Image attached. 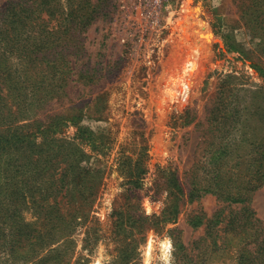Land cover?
<instances>
[{
  "label": "rangeland",
  "instance_id": "rangeland-1",
  "mask_svg": "<svg viewBox=\"0 0 264 264\" xmlns=\"http://www.w3.org/2000/svg\"><path fill=\"white\" fill-rule=\"evenodd\" d=\"M12 1L19 0H0V8ZM47 1L63 10L79 2ZM258 1L262 7L264 0H103L102 13L84 35L85 48L94 54L105 35L107 59L114 61L126 54L118 75L103 88L107 121L87 122L95 131L106 129L112 146L105 157L86 150L92 156L89 164L104 171L94 204L95 218L88 228L75 225L65 240L38 255L35 263L43 259L42 264H95L97 260L100 264L125 260L143 264L151 238L155 241L151 244L152 264H161L157 244L166 236L174 243V264L191 256L198 264L238 262L235 248L220 251L214 238L218 234L217 242L223 241L226 247L228 239L237 241L231 236L230 222L240 217L243 207L264 226V184L244 204H228L202 192H194L190 198L189 189L197 174L205 182L211 178L204 172L216 160L210 147L214 128L206 118H210L221 79L230 81L235 89H246L218 97L252 104L250 113L242 114L243 120L256 129V136L264 134V82L249 62L230 49L241 45L249 56L261 52L256 48L259 37L246 25L256 19L251 8ZM191 63H195L193 68ZM183 74L190 75L194 84L186 102L173 99L170 91ZM78 91L76 88L74 93ZM45 116L46 112L39 118ZM73 133L68 127L63 135ZM240 133L235 130L228 142L224 140L230 149L242 146ZM143 148L146 172L138 183L128 182L129 175L118 159L130 158L134 163ZM8 155L13 153H0L1 197L5 196L2 162L10 159ZM175 184L182 190L173 188ZM8 206L0 202V208ZM164 211L171 219L153 226V216L162 218ZM128 213L143 214L148 220L132 224ZM23 217L27 223L35 219L30 211ZM62 243L65 246L57 250ZM0 264L32 263H21L0 252Z\"/></svg>",
  "mask_w": 264,
  "mask_h": 264
},
{
  "label": "trees",
  "instance_id": "trees-1",
  "mask_svg": "<svg viewBox=\"0 0 264 264\" xmlns=\"http://www.w3.org/2000/svg\"><path fill=\"white\" fill-rule=\"evenodd\" d=\"M78 1L66 10L47 0L12 1L0 8V153H13L2 162L5 196H0V202L9 206L0 208V252L21 263L42 264L43 259L34 262L38 255L65 240L71 228L77 224L88 228L93 223L104 171L89 164L92 156L86 150L105 157L112 149L106 129L95 131L87 122L107 121L103 88L120 72L126 52L117 60L107 59L105 35L97 52H87L84 35L102 13L103 0L95 4ZM261 4L258 1L251 8L256 19L246 23L259 37L256 48L261 52L249 56L241 45L230 49L249 62L264 82ZM219 53L221 56L222 51ZM11 59L15 64L10 63ZM244 90L220 80L215 105L210 118H206L214 128L210 147L216 160L204 172L211 177L207 182L198 174L191 180L190 198L194 192H202L228 204H244L264 184V134L256 136V129L242 116L250 113L252 104L218 97ZM45 112L46 116L39 118ZM68 127L74 129L71 137L63 135ZM235 130L241 132L243 144L230 149L227 140ZM144 151L134 163L130 158L118 159L129 175L128 182L138 183L145 174ZM173 188L182 190L178 184ZM26 211L35 218L29 223L23 217ZM239 212L240 217L230 222L231 236L237 241L228 239L226 247L223 241L217 242V234L214 245L220 251L234 247L238 253L236 264H264V226L247 207ZM162 215L153 216V226L171 219L166 218L165 211ZM128 216L132 224L148 220L143 214ZM63 246L65 243L57 250ZM194 259L187 257L176 264H198ZM114 264L135 263L125 260Z\"/></svg>",
  "mask_w": 264,
  "mask_h": 264
},
{
  "label": "bare ground",
  "instance_id": "bare-ground-1",
  "mask_svg": "<svg viewBox=\"0 0 264 264\" xmlns=\"http://www.w3.org/2000/svg\"><path fill=\"white\" fill-rule=\"evenodd\" d=\"M188 2H189V0H188ZM184 3V2H183ZM185 4H186V2H185ZM187 6V5H186ZM185 7V6H184ZM187 8V7H186ZM184 9V8H183ZM188 9V8H187ZM194 10V9H193ZM195 11V10H194ZM189 12V11H188ZM182 13V12H181ZM189 14V13H188ZM188 16V15H187ZM192 18H194V17H192ZM191 22H192V24L194 25V23H196L195 21L193 22L192 20H191ZM205 25H207V24H205ZM177 26V25H176ZM200 27H202V26H200ZM207 27V26H206ZM201 29V28H200ZM205 31H207V30H205ZM194 32V31H193ZM192 32V33H193ZM199 32V31H198ZM195 33H196V31H195ZM197 34V33H196ZM195 34V35H196ZM203 34H205V33H203ZM207 34H208V32H207ZM198 35V34H197ZM206 36V35H205ZM201 37V36H200ZM207 37V36H206ZM203 38V37H202ZM183 43V42H182ZM196 43V42H195ZM183 45V44H182ZM194 45V44H193ZM198 45V44H197ZM201 45V44H200ZM206 45V44H205ZM207 50H208V47H207ZM195 66V63H191V65H190V67H194ZM179 77V76H178ZM170 79V78H169ZM193 80V79H192ZM196 80V79H195ZM167 85H169V84H166V86ZM192 85H194V84H192V81H191V77H190V75H185V74H183L179 79H178V81H176V83H174V87H173V89H171L170 91H172V96H173V99L175 98L177 101H183V102H186V100L188 99V97L190 96V94H191V91H192ZM169 89V88H168ZM167 95V94H166ZM170 101H172V100H170ZM152 240V239H151ZM150 241V240H149ZM153 241V240H152ZM149 245H150V242L148 243V245H147V247H146V251L147 252H150L151 253V251H152V245H151V247H149ZM96 264V263H95Z\"/></svg>",
  "mask_w": 264,
  "mask_h": 264
},
{
  "label": "clouds",
  "instance_id": "clouds-1",
  "mask_svg": "<svg viewBox=\"0 0 264 264\" xmlns=\"http://www.w3.org/2000/svg\"><path fill=\"white\" fill-rule=\"evenodd\" d=\"M153 242L155 241H152L150 238L149 247H151V244ZM157 246L159 249L158 259L161 262V264H174L175 258L173 256V252L175 249H174V243L171 237L166 236L163 240H158ZM96 264H100V260H97ZM143 264H152V258H151L150 252H147V251L145 252Z\"/></svg>",
  "mask_w": 264,
  "mask_h": 264
}]
</instances>
